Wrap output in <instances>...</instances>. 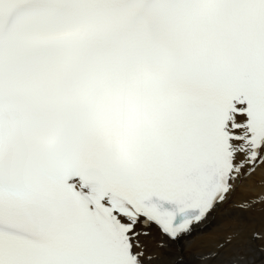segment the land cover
<instances>
[{
	"label": "snow or ice",
	"instance_id": "6c2138e0",
	"mask_svg": "<svg viewBox=\"0 0 264 264\" xmlns=\"http://www.w3.org/2000/svg\"><path fill=\"white\" fill-rule=\"evenodd\" d=\"M0 264H264V0H0Z\"/></svg>",
	"mask_w": 264,
	"mask_h": 264
},
{
	"label": "bare ground",
	"instance_id": "6f19581e",
	"mask_svg": "<svg viewBox=\"0 0 264 264\" xmlns=\"http://www.w3.org/2000/svg\"><path fill=\"white\" fill-rule=\"evenodd\" d=\"M261 175L258 173L255 177H253L250 181H247L242 187L245 192L249 194L261 191L260 184Z\"/></svg>",
	"mask_w": 264,
	"mask_h": 264
}]
</instances>
